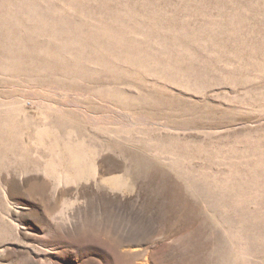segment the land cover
<instances>
[{
	"label": "rangeland",
	"instance_id": "1",
	"mask_svg": "<svg viewBox=\"0 0 264 264\" xmlns=\"http://www.w3.org/2000/svg\"><path fill=\"white\" fill-rule=\"evenodd\" d=\"M35 15L63 62L0 69V264H264V0H0Z\"/></svg>",
	"mask_w": 264,
	"mask_h": 264
},
{
	"label": "bare ground",
	"instance_id": "2",
	"mask_svg": "<svg viewBox=\"0 0 264 264\" xmlns=\"http://www.w3.org/2000/svg\"><path fill=\"white\" fill-rule=\"evenodd\" d=\"M26 3L27 5L31 4L30 7H33L32 5H34L32 3H28L27 1ZM37 12L38 9L36 13ZM27 14L28 17L34 15V13L32 11L29 12V10ZM1 20L2 19H0V69L1 70L3 71L7 70L13 73L25 72L31 74L34 71H38L40 65L44 64L45 66H47L51 63L54 64L55 62H63V60L59 55V48L53 47L54 48L53 49L52 43L50 42L49 39L43 38V36H36V33L38 34V31L40 33H45L48 31L42 28L43 24L45 23L46 20H48V18L43 19V16L35 15V19L32 21L33 24H29L28 20L25 21L15 18L14 19L5 18L3 19L6 20L4 22ZM21 25H23V27H20ZM94 30L95 29L93 28L91 33H94L93 32ZM92 38L93 37H91V39ZM35 60H39V61L34 63ZM16 149L21 151L20 148L17 146H0V153L2 156L3 155L6 156L5 152L8 151L10 152ZM20 155H23L24 157L28 156L26 151L23 150L20 153Z\"/></svg>",
	"mask_w": 264,
	"mask_h": 264
}]
</instances>
